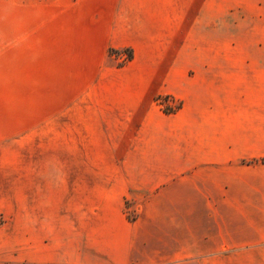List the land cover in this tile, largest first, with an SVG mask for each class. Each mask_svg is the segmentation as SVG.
<instances>
[{
  "label": "crops",
  "instance_id": "1",
  "mask_svg": "<svg viewBox=\"0 0 264 264\" xmlns=\"http://www.w3.org/2000/svg\"><path fill=\"white\" fill-rule=\"evenodd\" d=\"M38 4L60 8L26 30L25 53L97 76L78 111L25 112L20 156L1 132L16 111L0 115V264H264V0ZM194 6L212 15L216 61L172 62L165 91L111 77V49L143 69L155 39L190 35Z\"/></svg>",
  "mask_w": 264,
  "mask_h": 264
},
{
  "label": "rangeland",
  "instance_id": "2",
  "mask_svg": "<svg viewBox=\"0 0 264 264\" xmlns=\"http://www.w3.org/2000/svg\"><path fill=\"white\" fill-rule=\"evenodd\" d=\"M40 1L0 0V115L15 110L17 116L15 128L10 124L6 131L1 132L10 134V137L16 140L17 156H20V151L24 149L25 112L28 109L34 113L42 110L46 116H50V123L57 120L51 118L56 113L65 112L67 115L76 112L80 109L76 103V96L87 91L84 80L97 76L92 70L79 69H76V77L72 76L73 71H69V76H63L56 70L54 61L57 56L52 52L44 54L48 63L41 69V54L34 53L31 57L25 53V46L30 45V41L36 45L37 41L35 38H25L26 30L39 29L41 19L48 20L49 15L56 13L60 8L40 5L38 4ZM196 10L197 7L194 6L192 14L193 19H198V22L193 25L190 35L180 33L176 37H161L159 45L155 39V43L150 45L143 55L146 59L143 69L130 66L134 58L131 49H111L106 55V61L112 64L111 77L129 81L142 78L148 83L147 88L158 86L161 91H165L174 85L176 71L170 69L172 62L216 61V30L215 25H212V15L210 12L200 14ZM180 48L184 54L178 53ZM131 88L133 87L130 86L128 89ZM14 89L15 96L12 92ZM154 105L166 114L174 113L181 108L180 101L169 94H158L154 98ZM131 205L127 202L128 207ZM128 217L134 219L135 214L128 212ZM204 264L223 263L210 261Z\"/></svg>",
  "mask_w": 264,
  "mask_h": 264
}]
</instances>
